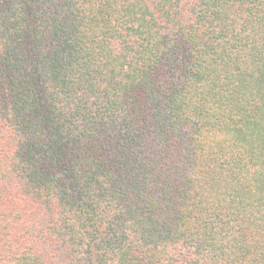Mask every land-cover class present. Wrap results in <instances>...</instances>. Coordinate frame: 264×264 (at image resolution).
Returning <instances> with one entry per match:
<instances>
[{
  "label": "trees",
  "instance_id": "obj_1",
  "mask_svg": "<svg viewBox=\"0 0 264 264\" xmlns=\"http://www.w3.org/2000/svg\"><path fill=\"white\" fill-rule=\"evenodd\" d=\"M0 264H264V0H0Z\"/></svg>",
  "mask_w": 264,
  "mask_h": 264
}]
</instances>
